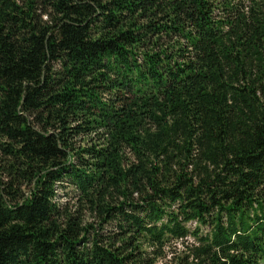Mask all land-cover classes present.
<instances>
[{
  "label": "trees",
  "instance_id": "16d2710c",
  "mask_svg": "<svg viewBox=\"0 0 264 264\" xmlns=\"http://www.w3.org/2000/svg\"><path fill=\"white\" fill-rule=\"evenodd\" d=\"M169 254L264 262V0H0V264Z\"/></svg>",
  "mask_w": 264,
  "mask_h": 264
},
{
  "label": "rangeland",
  "instance_id": "374dc122",
  "mask_svg": "<svg viewBox=\"0 0 264 264\" xmlns=\"http://www.w3.org/2000/svg\"><path fill=\"white\" fill-rule=\"evenodd\" d=\"M63 194V192L61 191V193H60V199L61 200H66V196H64V195H62ZM85 220L87 221V222H90V221H92L93 219H92V217L91 216H86V218H85ZM194 224H192V226H193ZM192 239H191V237H189L188 238V241H191ZM177 243V248L178 249H180L181 248V245H180V241H178V242H176ZM172 254H169V255H167L165 258H161L159 261H158V264H174V262L172 261V260H170L171 258H172V256H171ZM262 264H264V262H262Z\"/></svg>",
  "mask_w": 264,
  "mask_h": 264
}]
</instances>
